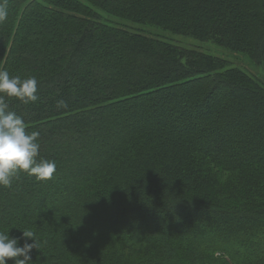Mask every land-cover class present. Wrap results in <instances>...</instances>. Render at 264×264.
<instances>
[{
  "label": "trees",
  "instance_id": "trees-1",
  "mask_svg": "<svg viewBox=\"0 0 264 264\" xmlns=\"http://www.w3.org/2000/svg\"><path fill=\"white\" fill-rule=\"evenodd\" d=\"M7 8L0 68L38 80V100L10 108L56 162L51 179L20 172L0 188V229L42 242L32 264H264V86L108 21L210 41L264 69V0Z\"/></svg>",
  "mask_w": 264,
  "mask_h": 264
},
{
  "label": "clouds",
  "instance_id": "clouds-1",
  "mask_svg": "<svg viewBox=\"0 0 264 264\" xmlns=\"http://www.w3.org/2000/svg\"><path fill=\"white\" fill-rule=\"evenodd\" d=\"M8 18L7 0H0V24ZM38 80L35 76L22 78L11 75L0 68V188H11L24 172L37 180L51 179L56 171V162L40 157L38 131H27L23 116L10 108V101L16 98L25 104L38 100ZM58 107H66V101L58 100ZM21 229V228H20ZM25 239L21 246L18 241ZM42 242L29 229H22V237L9 235V228L0 229V264H32L31 251L41 249Z\"/></svg>",
  "mask_w": 264,
  "mask_h": 264
},
{
  "label": "rangeland",
  "instance_id": "rangeland-1",
  "mask_svg": "<svg viewBox=\"0 0 264 264\" xmlns=\"http://www.w3.org/2000/svg\"><path fill=\"white\" fill-rule=\"evenodd\" d=\"M108 21L112 25L140 31L149 36H156L182 48L192 49L198 52L211 54L220 59H224L230 65V67H237L245 71L247 74L252 75L260 84L264 86L263 67L250 61L243 53L232 52L224 47L215 45L210 41H200L193 38L192 36L175 34L157 26L135 23L127 19L116 17H108Z\"/></svg>",
  "mask_w": 264,
  "mask_h": 264
}]
</instances>
